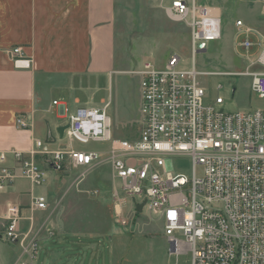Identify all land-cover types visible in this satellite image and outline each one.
Instances as JSON below:
<instances>
[{
    "label": "built area",
    "instance_id": "built-area-1",
    "mask_svg": "<svg viewBox=\"0 0 264 264\" xmlns=\"http://www.w3.org/2000/svg\"><path fill=\"white\" fill-rule=\"evenodd\" d=\"M165 12L189 29L192 69L180 68L182 58L171 55L162 68L148 62L135 72L141 78L136 137L114 138L108 105L78 108L66 122L69 143L60 149L35 139L31 152L14 153L13 165L0 152V210L1 195L19 177L36 187L46 183L50 171L59 174L72 167L87 173L109 164L120 182L113 192L117 223L128 225L121 192L136 201L135 209L145 203L143 211L163 223L174 264H264V110L226 111L221 96L205 101L198 77L215 73L198 72L196 56L221 38L215 9L202 0H172ZM237 26L247 35L241 48L249 53L261 47L249 38L252 31L242 20ZM9 53L15 68L31 67L20 47ZM253 64L255 71L221 75L249 77L251 93L264 99V46ZM29 126L23 117L17 120L18 128ZM75 141L102 143L108 149L81 151L72 146ZM179 159L191 161L190 177L174 171ZM47 208V197H33L32 212ZM22 219V208L8 203L0 239L22 246L29 260L21 264H36L40 240L33 225L21 229Z\"/></svg>",
    "mask_w": 264,
    "mask_h": 264
},
{
    "label": "rangeland",
    "instance_id": "rangeland-1",
    "mask_svg": "<svg viewBox=\"0 0 264 264\" xmlns=\"http://www.w3.org/2000/svg\"><path fill=\"white\" fill-rule=\"evenodd\" d=\"M222 6L221 38L209 44L206 52L196 56L198 72L215 73L213 76H199L201 86L206 90L205 101L218 96L226 100V111L246 112L264 110V99L251 93L249 77H228L221 73L255 71L256 61L264 46V31L251 33L249 38L261 47H255L249 53L240 47L247 35L237 26L241 19L246 25L257 18L251 10L239 1L229 0L227 6L221 0H215ZM171 1L167 0L169 4ZM119 29L122 30V47L120 52L129 57L128 70H139L145 63H154L158 68L164 67L171 55H178L183 62L180 68L192 69L190 32L183 23L169 20L162 8H155L145 0H129L119 8ZM120 82V84L118 83ZM106 101L111 94V106L107 112L113 120L114 138L134 139L138 133L141 103V78L138 75L118 76ZM124 100L122 113L132 115L136 122L124 130H118L115 113L118 100ZM63 144L69 143L64 138ZM72 146L81 151L105 152L107 145L102 143L82 144L72 142ZM191 161L179 159L174 162V171L191 176ZM19 173V172H18ZM200 170H198V174ZM16 184L24 190L23 203L28 207L33 197L45 196L48 199L46 211L32 212L26 208L20 227L23 231L33 225L35 235L42 237L56 236L77 238L96 247L100 254V264H174L175 259L169 255L162 221L145 209L142 213L134 208L136 201L121 192L122 215L128 220L127 226L116 221V209L113 192L120 188V182L114 177L109 164L85 173L84 169L69 167L65 172H49L47 182L34 187L25 178L19 177ZM30 218H33L32 221ZM1 223V220H0ZM18 247L0 239V264L13 259ZM183 259H180L182 262Z\"/></svg>",
    "mask_w": 264,
    "mask_h": 264
},
{
    "label": "crops",
    "instance_id": "crops-1",
    "mask_svg": "<svg viewBox=\"0 0 264 264\" xmlns=\"http://www.w3.org/2000/svg\"><path fill=\"white\" fill-rule=\"evenodd\" d=\"M126 1L129 0H0V152L8 154L6 164H14L16 152H31L35 139L50 142L55 150L63 147L62 140L67 137L61 138L58 129L66 125L71 114L81 107L108 105V110L112 97L110 94L106 101V93H110L118 76L136 75L138 70L127 69L129 57L120 52L123 36L118 15ZM145 1L164 12L172 2ZM228 1L221 0L226 9ZM235 1L257 15L249 25L244 24L253 33L261 34L264 0ZM202 3L222 18L224 8L215 0ZM18 47L31 59L29 69L15 68L9 51ZM118 103L116 127L124 130L136 121L132 115L122 113L125 101ZM20 117L29 128L17 127ZM24 196L16 182L1 195L0 228L8 203L21 207L22 213L30 209L24 206ZM88 243L53 233L44 236L36 264H100L94 242ZM16 246L13 259L2 264L29 260L22 246Z\"/></svg>",
    "mask_w": 264,
    "mask_h": 264
},
{
    "label": "water",
    "instance_id": "water-1",
    "mask_svg": "<svg viewBox=\"0 0 264 264\" xmlns=\"http://www.w3.org/2000/svg\"><path fill=\"white\" fill-rule=\"evenodd\" d=\"M67 129H68V125L62 126V127H60V128L58 129V133H59V136H60L61 138L64 137V135H65V131H66ZM144 206H145V203L138 204V205L136 206V210H137V212L142 213V212H143V209H144ZM172 250H173V249H172Z\"/></svg>",
    "mask_w": 264,
    "mask_h": 264
}]
</instances>
